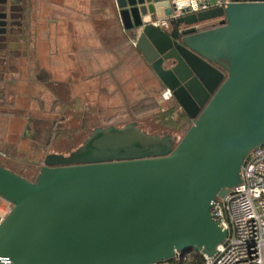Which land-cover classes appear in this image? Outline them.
Listing matches in <instances>:
<instances>
[{
	"label": "water",
	"instance_id": "water-1",
	"mask_svg": "<svg viewBox=\"0 0 264 264\" xmlns=\"http://www.w3.org/2000/svg\"><path fill=\"white\" fill-rule=\"evenodd\" d=\"M152 1L172 15L166 0ZM115 6L192 124L176 145L135 123L96 128L68 157L47 154L33 181L0 164V198L12 205L0 225V264H155L184 251L211 258L227 237L212 204L264 146V0L182 12L165 30L144 23L134 0Z\"/></svg>",
	"mask_w": 264,
	"mask_h": 264
},
{
	"label": "crops",
	"instance_id": "crops-1",
	"mask_svg": "<svg viewBox=\"0 0 264 264\" xmlns=\"http://www.w3.org/2000/svg\"><path fill=\"white\" fill-rule=\"evenodd\" d=\"M134 1L140 9L143 8L146 11L143 16L144 22L153 16L162 17L165 14V8L157 6L152 0ZM37 2L38 0L27 2V12L24 16L34 10L33 7ZM110 2L118 15L114 0H110ZM87 4L89 6L90 2ZM87 4L83 0H61L60 3H50L51 7L47 9L49 13L47 29L36 31L39 32L36 36L33 29L27 30V28L21 27L20 33L12 36L11 39H6L5 42L8 40L6 44L4 42L0 45V53L3 54L0 55V152L12 162L24 161L29 150L34 149L39 158L35 161H28V164H34L40 168L47 154H57L45 151L51 139L60 131L57 127L58 122L54 120V123L52 122L48 128L43 127L41 118L35 120L33 116L25 112L30 105H33L32 103H35L40 110L43 108L41 101L31 95L35 91V86H40V92L47 99H54L51 108H55L61 102V99L51 89V85L61 86L63 90L60 89V91L62 92L75 94L74 100L80 104L86 96L90 95H94L95 102L99 93L97 85L99 83L107 85L110 79L115 77V68L129 67V64L115 60L108 62L89 60L86 57L88 50L83 46V44H87L86 38L79 35L77 31L86 29L89 32L93 28L95 30V27L103 28L98 26L99 23L94 26L91 20L92 17L97 20L96 18L102 17L103 14H92L90 8L84 7ZM52 9H57L54 13L60 17L55 18L51 13ZM86 10L89 13H85ZM61 16L65 18L62 19ZM61 19L64 21L62 22ZM19 20L21 21V19ZM118 22L115 29L118 36H121L125 43H129V31L123 28L119 15ZM136 32L131 34L137 37ZM34 36L36 39H32L28 43L29 37ZM106 39L108 40L107 37ZM135 51L140 54L136 48ZM6 53H10L9 58L5 56ZM142 63L145 65L144 59ZM87 87H89L88 91ZM101 91L105 90L101 89ZM106 91L112 94L108 86H106ZM80 104L77 105V108L81 111ZM43 136L48 138L44 145L41 141Z\"/></svg>",
	"mask_w": 264,
	"mask_h": 264
},
{
	"label": "rangeland",
	"instance_id": "rangeland-1",
	"mask_svg": "<svg viewBox=\"0 0 264 264\" xmlns=\"http://www.w3.org/2000/svg\"><path fill=\"white\" fill-rule=\"evenodd\" d=\"M219 1L221 0H209L210 5L212 6ZM60 2L61 0H38L35 7H33L34 10L28 12L25 23L23 24L21 21V25H26L25 28H27V30L33 29L35 32L47 29L46 26L49 19L47 9L48 7H51L49 4ZM83 2H85V4L90 2L89 6L87 4V6L84 7L88 9L90 8L92 14H103L102 17L100 16V18H96L97 20H95V17L91 18L94 26L99 23L98 26L100 28L103 27L102 29H97L95 27V30L93 28L89 32L86 29H79L77 31L79 35H83V37L86 38L85 41H87V44H83L85 49L88 50L86 57L89 58V60L96 59L108 62H114L115 60L120 63H127L129 64V67L127 68L124 66L123 68H115V77L110 79L107 85L106 83H99L97 85L99 93L97 94L98 98L95 102L94 95H85V100L80 104V102L74 100L75 94L66 91L62 92L60 91V89L63 90L61 86L56 87L55 85H51V89H53L55 94L61 99V102H59L55 108H51L54 99H47L45 95L40 92V86H35V91H33L31 95H34L41 101L43 108L40 110L35 103H32L33 105H30L25 112H28L33 118H35V120L41 118L40 120H42L43 127L48 128L55 120L58 122V129H60L58 134L49 142V146L45 152H54L57 153L55 155L59 154L68 157L70 153L75 152L80 146H82L84 141L96 128H107L109 126L122 128L129 123H135L136 127L149 135L158 137L170 136L173 143L176 145L191 124L184 126L181 130L170 129L160 125L153 114L138 115L131 110V107L137 103H141L145 99L147 101L148 98L151 97L160 99L163 108L171 104L170 101L172 99L169 101L162 100V85L159 83L150 67L147 63H145V65L142 63V56L136 53L135 47L130 41L129 43H125V40L122 41L121 36H118L117 30H115L119 23L118 15L110 0H83ZM55 10L51 11V13L57 18L59 15L54 13L56 12ZM87 12L89 13V11L86 10L85 13ZM61 18L64 19L65 17L61 16ZM63 21L64 20H62V22ZM13 23L14 27L10 29L12 34L8 39H11L12 36H15L22 31L20 20L15 19ZM55 29L57 30V28ZM134 31L135 30L133 29L130 32L134 33ZM34 34L37 36L39 32ZM29 38L28 43H30L32 39H36L35 36ZM7 42H5V44ZM94 43H96V46ZM114 52L118 53L116 54ZM0 55L3 54L0 53ZM9 55L10 53H6L5 56L9 58ZM106 86H108L109 91L112 94H109L106 91ZM101 89H104L105 91L102 92ZM88 90L89 87H87V91ZM76 99H78L77 96ZM79 104L82 106L81 111L77 108V105L79 106ZM23 110H21V112H23ZM47 139V137L43 136L41 139L43 145L47 142ZM28 153L29 154L23 159L24 161L12 162L7 157H0V164L10 168L14 172L20 173L25 179L32 181L31 179L34 178L35 172L39 167L34 164H28V161H35L39 157L34 149L29 150Z\"/></svg>",
	"mask_w": 264,
	"mask_h": 264
},
{
	"label": "built area",
	"instance_id": "built-area-1",
	"mask_svg": "<svg viewBox=\"0 0 264 264\" xmlns=\"http://www.w3.org/2000/svg\"><path fill=\"white\" fill-rule=\"evenodd\" d=\"M229 1L221 0L212 6L209 0H166L172 10L169 18H176L182 12L197 14L223 7ZM169 18L153 16L144 23L165 30ZM217 22L212 23L216 25ZM128 36L135 47L136 37L130 31ZM161 98L169 101L172 94L163 88ZM0 157L5 156L0 152ZM240 179L237 187L212 204L211 218L227 231V237L216 248L214 256L201 255L203 264H264V146L249 153L241 168ZM11 209L12 205L0 198V225ZM192 255V251L176 252L171 260L155 264H188Z\"/></svg>",
	"mask_w": 264,
	"mask_h": 264
},
{
	"label": "trees",
	"instance_id": "trees-1",
	"mask_svg": "<svg viewBox=\"0 0 264 264\" xmlns=\"http://www.w3.org/2000/svg\"><path fill=\"white\" fill-rule=\"evenodd\" d=\"M26 8H27V5H26ZM26 12L27 11H25V13ZM25 20H26V16H24L21 19L23 24L25 23ZM21 21H20V27L22 26L24 29H26L25 28L26 25L25 26H23V24L21 25ZM170 103L171 104H169L167 107L163 108L162 102L160 99L151 97V98H148L147 101L145 99L141 103H137L136 105L131 107V110L138 115L139 114H153V116L156 118L157 122L160 125L164 127H168L170 129L181 130L184 128V126L192 124V121L189 120L183 114L181 110H179L177 104L175 103L173 99L170 101ZM5 168L11 170L8 167H5ZM38 170L39 168H37V171L35 172V176L37 175ZM14 173L23 177V175H21L18 172H14ZM34 178L31 180L33 181ZM192 254H193L192 261L188 264H203V257L199 253L192 251Z\"/></svg>",
	"mask_w": 264,
	"mask_h": 264
},
{
	"label": "flooded vegetation",
	"instance_id": "flooded-vegetation-1",
	"mask_svg": "<svg viewBox=\"0 0 264 264\" xmlns=\"http://www.w3.org/2000/svg\"><path fill=\"white\" fill-rule=\"evenodd\" d=\"M29 1L31 0H0V17L2 15L5 16L0 18V22L6 23L5 27H0V32L4 30L3 33H0V45H2V43H4L5 40L12 34L10 29L14 27V20L23 18L27 2Z\"/></svg>",
	"mask_w": 264,
	"mask_h": 264
}]
</instances>
